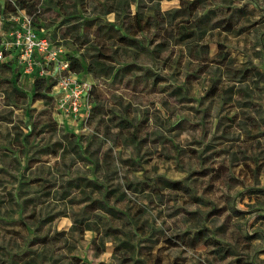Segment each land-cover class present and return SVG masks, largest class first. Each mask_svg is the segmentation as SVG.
<instances>
[{"label": "rangeland", "instance_id": "obj_1", "mask_svg": "<svg viewBox=\"0 0 264 264\" xmlns=\"http://www.w3.org/2000/svg\"><path fill=\"white\" fill-rule=\"evenodd\" d=\"M16 16L78 59V113ZM0 50V264H264V0H0Z\"/></svg>", "mask_w": 264, "mask_h": 264}, {"label": "built area", "instance_id": "obj_2", "mask_svg": "<svg viewBox=\"0 0 264 264\" xmlns=\"http://www.w3.org/2000/svg\"><path fill=\"white\" fill-rule=\"evenodd\" d=\"M21 20L23 31L14 29L12 31V46L18 51L21 64L26 71L36 70L39 60L37 55L45 60V64L52 62L56 68L51 71L49 68L40 67L37 72L41 77L53 76L56 79L55 98L59 102V107L68 113H78L86 101L89 85L82 80L78 73L71 67L70 60L64 48H53L49 41L41 36L31 24V19L27 16H16ZM3 52L0 50V59Z\"/></svg>", "mask_w": 264, "mask_h": 264}, {"label": "trees", "instance_id": "obj_3", "mask_svg": "<svg viewBox=\"0 0 264 264\" xmlns=\"http://www.w3.org/2000/svg\"><path fill=\"white\" fill-rule=\"evenodd\" d=\"M26 6L27 5L25 3H23L22 1L20 2V7H26ZM179 10H182V8ZM111 11L116 12V7H110L106 10V12H111ZM230 16H232V15H230ZM163 17H164L163 14L160 13L159 10H156L154 15H148L145 18H143L142 13L139 10L135 11L133 14H131L129 10L127 11V18L130 21V26L136 27L135 32L132 35H137L139 32H142V31L148 30V29L150 30L151 28L157 26L162 21ZM129 28L130 27H128L127 34L121 35L120 39L123 42H127V43L138 41V39L129 36L131 34ZM191 32H193V30L189 29V31L181 32L180 34L182 36H189L191 34ZM67 57H68V54H67ZM68 59H69V57H68ZM75 61H76V64L73 65L71 63V67L73 68V70L77 71L81 68V66L79 64L78 59H75ZM45 82H46V79L44 77H37L34 81V86L36 89H42L43 86L45 85ZM49 89H50V85L47 86L46 91H48ZM42 95L45 96V94H42ZM168 184H170V182ZM99 204H100L102 209L107 210V208H108L107 204H105L103 201H99ZM204 242L206 243V241H204ZM130 245L131 244H130V241L128 239H121L120 244H118L116 248L124 247L126 249H129ZM124 253H123V255H117V256L114 255L115 258H117V261H114V262L108 263V264H137L139 262V259H137V258L135 259V256L133 254H124ZM153 264H160L159 260L156 259Z\"/></svg>", "mask_w": 264, "mask_h": 264}]
</instances>
